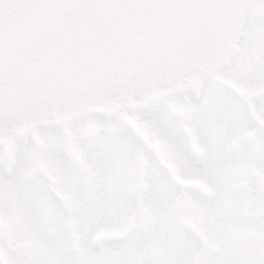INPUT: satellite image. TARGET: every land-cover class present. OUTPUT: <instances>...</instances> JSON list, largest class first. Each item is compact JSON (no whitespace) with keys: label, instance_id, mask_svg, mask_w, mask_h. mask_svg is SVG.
<instances>
[{"label":"snow or ice","instance_id":"6c2138e0","mask_svg":"<svg viewBox=\"0 0 264 264\" xmlns=\"http://www.w3.org/2000/svg\"><path fill=\"white\" fill-rule=\"evenodd\" d=\"M0 264H264V0H0Z\"/></svg>","mask_w":264,"mask_h":264}]
</instances>
